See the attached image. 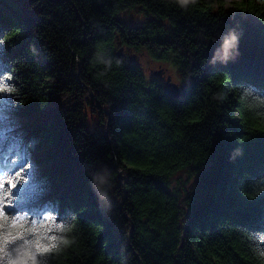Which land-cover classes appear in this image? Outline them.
Listing matches in <instances>:
<instances>
[{
    "label": "trees",
    "instance_id": "trees-1",
    "mask_svg": "<svg viewBox=\"0 0 264 264\" xmlns=\"http://www.w3.org/2000/svg\"><path fill=\"white\" fill-rule=\"evenodd\" d=\"M136 9L142 23L122 18ZM229 28L240 55L212 65ZM0 42L6 211L71 226L48 264H264V108L240 99L264 95V0H0ZM100 47L123 62L102 73ZM144 50L172 57L178 81L145 77Z\"/></svg>",
    "mask_w": 264,
    "mask_h": 264
},
{
    "label": "clouds",
    "instance_id": "clouds-1",
    "mask_svg": "<svg viewBox=\"0 0 264 264\" xmlns=\"http://www.w3.org/2000/svg\"><path fill=\"white\" fill-rule=\"evenodd\" d=\"M175 5L182 10H187L191 0H174ZM241 33L236 28H229L219 37L218 47L211 56L210 63L227 65L230 59L240 55ZM33 54L37 50L32 48ZM94 61L102 65L101 72L110 71L113 64L123 62L111 50L103 47L94 52ZM8 74L5 73V77ZM5 77H0L3 80ZM0 85H4L0 83ZM10 88L11 87H7ZM240 99L248 109L264 108V95L255 92L251 86L243 89ZM264 115V113H258ZM107 170V169H106ZM111 173L107 170L106 177H97L99 195L107 198L108 188L111 186ZM106 186V188H105ZM71 231V226L65 221H49L39 218L27 217L15 221L0 214V264H48L49 254L59 252L68 246L71 240L64 235ZM257 257L264 262V249L255 250Z\"/></svg>",
    "mask_w": 264,
    "mask_h": 264
},
{
    "label": "rangeland",
    "instance_id": "rangeland-1",
    "mask_svg": "<svg viewBox=\"0 0 264 264\" xmlns=\"http://www.w3.org/2000/svg\"><path fill=\"white\" fill-rule=\"evenodd\" d=\"M227 2H240L242 0H226ZM122 18L126 20L130 24H140L146 19V15L143 13L141 9H136L133 11H127L122 14ZM147 52H142L141 56L138 57V60L141 61V66L142 69L144 70V75L147 78H152L154 77V71L158 70L159 67L163 66L166 67L169 72L168 74H171L173 76L174 81H178V72H177V67L176 64L173 61V58L170 57L167 62H161L156 60L151 53L148 50H144ZM147 53V54H146ZM135 54H139V52H135ZM136 59V58H134ZM91 113V112H89ZM89 119H90V125L94 129L98 126L99 120L97 114H89ZM184 173H179L175 178H173L172 181V187L176 189H180L182 184L179 183V179L184 177ZM190 186L189 184H186V186Z\"/></svg>",
    "mask_w": 264,
    "mask_h": 264
},
{
    "label": "snow or ice",
    "instance_id": "snow-or-ice-1",
    "mask_svg": "<svg viewBox=\"0 0 264 264\" xmlns=\"http://www.w3.org/2000/svg\"><path fill=\"white\" fill-rule=\"evenodd\" d=\"M11 91L12 89L7 88L4 85H0V93L11 92ZM17 175L19 176L21 175V173L17 172ZM16 187H17V183L14 179L0 176V214H2L4 217L9 218L13 221H15L16 219L26 218V215L24 213H17L15 215H11L6 211L7 207L11 206V203H9L8 201L12 200L13 190ZM8 188H11L12 191H8ZM44 220L54 221L50 214L44 216Z\"/></svg>",
    "mask_w": 264,
    "mask_h": 264
},
{
    "label": "water",
    "instance_id": "water-1",
    "mask_svg": "<svg viewBox=\"0 0 264 264\" xmlns=\"http://www.w3.org/2000/svg\"><path fill=\"white\" fill-rule=\"evenodd\" d=\"M120 55V54H119ZM157 76H160L161 73H156ZM165 89L166 91L169 93L170 96L172 97H178L179 96V93H180V86L177 85L176 83H173L172 82V77L169 76L168 79H167V82H166V86H165ZM185 89V87H183V90ZM94 102H95V105H96V108L98 110L101 111V107L99 106V104L97 103V100L94 98L93 95H91ZM119 179L124 183V176L122 175V173H120L119 175ZM122 205V204H121ZM121 205H120V208H121ZM129 219V218H128ZM130 221V220H129ZM131 222V221H130ZM133 223L131 222V228L133 230ZM138 261H139V264H142L141 260L139 259V257L136 255Z\"/></svg>",
    "mask_w": 264,
    "mask_h": 264
}]
</instances>
